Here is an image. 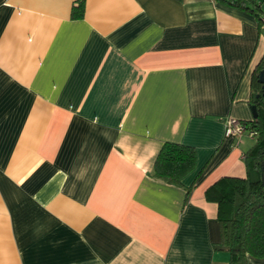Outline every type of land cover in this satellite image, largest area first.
Segmentation results:
<instances>
[{
  "label": "crops",
  "instance_id": "0c3cea01",
  "mask_svg": "<svg viewBox=\"0 0 264 264\" xmlns=\"http://www.w3.org/2000/svg\"><path fill=\"white\" fill-rule=\"evenodd\" d=\"M0 0V264H229L206 190L245 178L257 18L215 0ZM193 147L180 185L151 176ZM247 264L264 258L247 256Z\"/></svg>",
  "mask_w": 264,
  "mask_h": 264
},
{
  "label": "trees",
  "instance_id": "16d2710c",
  "mask_svg": "<svg viewBox=\"0 0 264 264\" xmlns=\"http://www.w3.org/2000/svg\"><path fill=\"white\" fill-rule=\"evenodd\" d=\"M217 3L254 15L261 31L264 16L258 0H215ZM72 17H84V2L74 7ZM264 70V57L252 73L250 105L257 118L243 122L256 133L255 144L243 158L246 176L221 177L205 192L207 199L217 204V222L221 242L216 250L229 254V264H247V256L264 258V83L259 74ZM196 152L193 147L165 142L154 162L151 176L164 183L180 185L194 170Z\"/></svg>",
  "mask_w": 264,
  "mask_h": 264
},
{
  "label": "built area",
  "instance_id": "2783aa9c",
  "mask_svg": "<svg viewBox=\"0 0 264 264\" xmlns=\"http://www.w3.org/2000/svg\"><path fill=\"white\" fill-rule=\"evenodd\" d=\"M261 31L264 34V16L261 17ZM245 135L251 139H255L256 133L249 129L243 121H239L234 117H228L225 123L224 136L226 138L234 137L239 139Z\"/></svg>",
  "mask_w": 264,
  "mask_h": 264
},
{
  "label": "water",
  "instance_id": "95a60500",
  "mask_svg": "<svg viewBox=\"0 0 264 264\" xmlns=\"http://www.w3.org/2000/svg\"><path fill=\"white\" fill-rule=\"evenodd\" d=\"M259 78H260V82L261 83H264V70H262L259 74ZM250 109H251V113H252V117L253 119H256L257 118V111H256V108L254 106H250Z\"/></svg>",
  "mask_w": 264,
  "mask_h": 264
},
{
  "label": "rangeland",
  "instance_id": "374dc122",
  "mask_svg": "<svg viewBox=\"0 0 264 264\" xmlns=\"http://www.w3.org/2000/svg\"><path fill=\"white\" fill-rule=\"evenodd\" d=\"M261 3L262 11H264V0H258Z\"/></svg>",
  "mask_w": 264,
  "mask_h": 264
}]
</instances>
